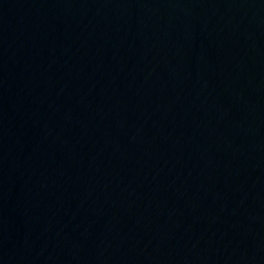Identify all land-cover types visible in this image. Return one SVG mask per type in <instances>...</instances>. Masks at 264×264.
<instances>
[{"label": "water", "instance_id": "water-1", "mask_svg": "<svg viewBox=\"0 0 264 264\" xmlns=\"http://www.w3.org/2000/svg\"><path fill=\"white\" fill-rule=\"evenodd\" d=\"M0 264H264V0H0Z\"/></svg>", "mask_w": 264, "mask_h": 264}]
</instances>
